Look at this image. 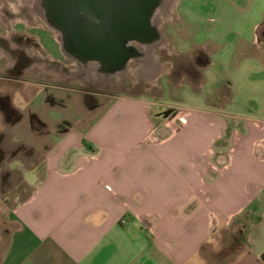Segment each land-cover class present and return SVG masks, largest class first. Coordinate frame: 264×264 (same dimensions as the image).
Instances as JSON below:
<instances>
[{
	"label": "crops",
	"instance_id": "crops-1",
	"mask_svg": "<svg viewBox=\"0 0 264 264\" xmlns=\"http://www.w3.org/2000/svg\"><path fill=\"white\" fill-rule=\"evenodd\" d=\"M30 3L0 0V60L8 59L4 41L17 47L16 25L30 26L19 16ZM263 24L254 29L263 33ZM25 32L18 39L36 42L39 48L32 49L49 60L55 57L56 42L46 29ZM250 50L255 58V34ZM13 65L0 64V72ZM206 98L200 101L205 104L180 111L185 124L164 108L152 112L156 101L146 96L117 97L87 125L81 123L84 116L57 117L51 105L50 120L62 123L49 130L55 142L43 153L42 175L36 164L21 161L32 189L5 215L0 264H211L201 248L210 251L230 221L241 216H255L250 230L245 225V248L220 264H264V118H249L233 104L221 113ZM19 117L11 118L13 125ZM232 118L241 125L231 129V142L217 149ZM13 132L0 131V170L21 166L4 160L2 143ZM190 132L201 133L203 142L174 139ZM237 145L249 149L247 159L233 168ZM213 190L240 202L212 208L207 203Z\"/></svg>",
	"mask_w": 264,
	"mask_h": 264
},
{
	"label": "rangeland",
	"instance_id": "rangeland-1",
	"mask_svg": "<svg viewBox=\"0 0 264 264\" xmlns=\"http://www.w3.org/2000/svg\"><path fill=\"white\" fill-rule=\"evenodd\" d=\"M263 14L264 0H175L170 16L156 24L160 39L150 46L137 44L144 52L142 57L132 59L122 71L96 75L93 74L96 63L79 62L66 56L56 32L46 25L31 3L26 5L19 16L28 18L32 27L16 25L18 33L13 36V41L17 47L11 49L8 41H4L8 59L0 60V64H14L9 72H0V131H14V136L5 135L2 143L4 160L13 159L9 163L11 166L21 165V161L36 164L42 175L43 153L55 142L54 137L50 138L49 130L62 123L60 119L50 120L47 111L51 105L52 110L59 112L57 117L66 113H70L69 117L84 116L83 125L90 124L98 111L113 99L140 96L152 98L157 103L153 102L152 112L164 108L168 117L174 111L205 104L200 101L207 97L205 101L221 113H229L228 105L233 104L234 109L239 107L249 118H264V32L261 27L254 29L256 24L264 21ZM5 15L13 16L8 10ZM43 28L56 42L52 60L45 53L41 56L32 49L33 46L39 48L36 42L17 37L25 34V30L36 33ZM254 34L255 58H251ZM52 39L43 37L51 49L55 48ZM207 60L212 63L208 65ZM78 68L81 72H77ZM214 83L217 88L212 90L210 86ZM50 100L53 103L50 104ZM16 116L20 117L13 125L11 118ZM240 125L239 119L229 121L225 136L216 141L217 149L231 142V129ZM185 137L188 143L203 142L199 132L185 136L179 133L174 139ZM248 147L236 146L233 168L239 161L247 159ZM24 168L21 165L0 170L1 230L8 225L5 216L8 210L32 189V184L23 177ZM239 202L217 196L213 190L207 205L232 208ZM254 218H233L230 228L243 231L246 225L250 230ZM216 244L210 251L218 249L220 244ZM229 249L233 251L231 247Z\"/></svg>",
	"mask_w": 264,
	"mask_h": 264
},
{
	"label": "water",
	"instance_id": "water-1",
	"mask_svg": "<svg viewBox=\"0 0 264 264\" xmlns=\"http://www.w3.org/2000/svg\"><path fill=\"white\" fill-rule=\"evenodd\" d=\"M46 25L58 34L63 53L79 62H94L96 71L126 69L160 31L153 22L161 0H38Z\"/></svg>",
	"mask_w": 264,
	"mask_h": 264
},
{
	"label": "trees",
	"instance_id": "trees-1",
	"mask_svg": "<svg viewBox=\"0 0 264 264\" xmlns=\"http://www.w3.org/2000/svg\"><path fill=\"white\" fill-rule=\"evenodd\" d=\"M208 62L209 61L207 60V63ZM219 243L220 245L215 251H209L206 245L201 248V253L205 255L206 259L211 264H220V261L229 259L233 255H238L244 250V230L242 231L239 228L232 229L228 227L222 235L221 242ZM229 247H231L233 251H230Z\"/></svg>",
	"mask_w": 264,
	"mask_h": 264
},
{
	"label": "bare ground",
	"instance_id": "bare-ground-1",
	"mask_svg": "<svg viewBox=\"0 0 264 264\" xmlns=\"http://www.w3.org/2000/svg\"><path fill=\"white\" fill-rule=\"evenodd\" d=\"M174 1L175 0H161V4H160V6L158 8V12L153 17V22L155 24L161 22L163 19L168 18L170 16L171 11H172V5L174 4ZM31 5H32V7L34 9H36V12H38L39 15H40V12L38 10L39 9V2H38V0H31ZM56 35L58 37V34L57 33H56ZM148 54H149V56L151 55V49L148 50ZM75 72H76V70L74 71V73ZM77 72H81L79 68H78ZM93 74L99 75L101 73H99L97 71H94Z\"/></svg>",
	"mask_w": 264,
	"mask_h": 264
},
{
	"label": "built area",
	"instance_id": "built-area-1",
	"mask_svg": "<svg viewBox=\"0 0 264 264\" xmlns=\"http://www.w3.org/2000/svg\"><path fill=\"white\" fill-rule=\"evenodd\" d=\"M171 118H175L179 123L185 124L187 119L184 115H181L179 111H174Z\"/></svg>",
	"mask_w": 264,
	"mask_h": 264
},
{
	"label": "flooded vegetation",
	"instance_id": "flooded-vegetation-1",
	"mask_svg": "<svg viewBox=\"0 0 264 264\" xmlns=\"http://www.w3.org/2000/svg\"><path fill=\"white\" fill-rule=\"evenodd\" d=\"M74 73V72H73ZM11 113L13 114V111H11ZM14 115V114H13Z\"/></svg>",
	"mask_w": 264,
	"mask_h": 264
}]
</instances>
